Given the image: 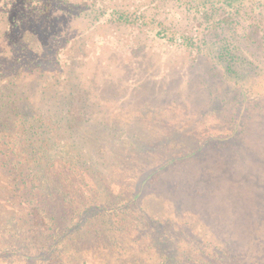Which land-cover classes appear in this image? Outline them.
I'll return each mask as SVG.
<instances>
[{
	"label": "rangeland",
	"instance_id": "obj_1",
	"mask_svg": "<svg viewBox=\"0 0 264 264\" xmlns=\"http://www.w3.org/2000/svg\"><path fill=\"white\" fill-rule=\"evenodd\" d=\"M224 44L230 70L218 56ZM55 93L70 94L65 104L85 115L77 136H60L68 145L54 168L69 163L97 204L138 193L132 212L144 229L126 216L91 241L81 236L87 223L78 241L72 234L50 252L52 242L22 251L7 232L0 251L19 253L1 255L0 264H165L167 250L186 241L191 264L201 263L197 250L222 261L237 250L245 264H264V0H0V102L42 109ZM113 132L153 143L134 163H113ZM72 141L103 162L95 188L69 161ZM10 185L0 168V212L26 218L31 204ZM30 223L21 240L38 242L44 227Z\"/></svg>",
	"mask_w": 264,
	"mask_h": 264
},
{
	"label": "trees",
	"instance_id": "obj_2",
	"mask_svg": "<svg viewBox=\"0 0 264 264\" xmlns=\"http://www.w3.org/2000/svg\"><path fill=\"white\" fill-rule=\"evenodd\" d=\"M230 55V49L224 44L220 48L218 56H220L219 58L228 59L226 61H229L227 64L228 70L231 69V61L234 60ZM1 88L5 87L2 86ZM8 99L5 102H0V168L6 171L9 176L12 193L31 205L28 207L30 209L29 213L26 212V218L21 217L20 219V214H16V216L13 211H9L6 208L5 211L0 212V219L4 221L6 226V231L3 230L0 233V238H6L7 234L3 233L8 232L12 243H21L17 248H21L22 251H25L30 244H37L41 247V245L47 246L49 242H52V244H48V252H50L52 248H56L57 243H61V247L68 244L67 239L71 240V235H77L80 227H84L87 223L89 226L88 228L86 227L84 235L81 236L88 235L91 241L105 234L104 231L100 230L102 227L109 232L110 230L120 228L122 226L120 221L124 220L126 223L129 218H131L135 227L139 229L141 226L140 228L144 229L143 224L140 225L143 218L141 219L139 214L132 212V204L135 202L138 193H134L127 200L121 198L116 203L112 202L108 204L103 202L97 204L95 202V194L90 193L93 189L85 184L84 186L89 194L87 195L84 190H80L76 185L79 179L71 178V172H78L73 170L71 165H68L69 163L62 162L58 167L54 168V155L60 156L64 151V145H68L60 136L62 134H67L66 136H71V138L77 136L79 131L77 128L78 124H80L79 117L85 115V113L80 111L75 112L74 109L65 104L70 103V94L61 95L55 93L51 97V105H44L42 109L40 107L30 108L27 104H21V106L14 105L17 100L10 97ZM77 112L79 113L77 114ZM115 135L113 132V137L108 141L110 147L114 146L115 143L119 146L118 149L114 148L117 150L116 153L113 156H109L113 163L116 159L128 158H132L129 163H134L133 161L141 157L140 153L146 155L148 145L153 143H144L136 138L126 141L115 137ZM158 142L159 140L157 139L156 143ZM71 145H73L71 147L76 152L73 154L74 152L71 151L75 159L74 161L73 159H69V161L81 165L80 174L82 176L87 175L95 188V177L99 181L103 179L104 172L103 169H100L103 164L102 160L100 162L99 160H94L95 156H93L94 153L91 149L89 151L87 149L84 151L80 150L81 148H78L73 141ZM156 145L159 146L160 144ZM83 148L85 147L83 146ZM101 151L103 152L101 156H106L104 154L106 151L104 147ZM123 151H130L131 153L126 155L129 152ZM67 156L70 158L69 155ZM88 158L91 159L88 160ZM95 166L98 169L95 170ZM147 176L151 177V174ZM117 196H123V192L118 193ZM96 215H98V218L103 216L105 219L103 220L102 217L98 219ZM126 216L129 218L127 219ZM67 219L74 222L68 224ZM20 220L24 224H16ZM29 220L31 221L30 227L33 231L44 227V230L38 233V236H40L38 242L34 235H30L29 240L25 242L21 240V236L27 231L25 223H28ZM109 221H116L118 226L114 229H109L107 226ZM13 224L18 226L17 229ZM151 226L160 229L165 224L151 223ZM36 227L38 228L35 229ZM79 238L78 236L76 241ZM30 239H33L34 242H31ZM152 239V242H157L156 244H159L161 247L165 244V240L162 244L154 235H152ZM188 239V242L191 241L190 237ZM46 241L48 242L46 243ZM74 244L78 245L75 240ZM185 246V249L179 248L178 252H176V249L167 250V253L162 256L165 264L170 261H172V264H175V262L176 264L178 262H180L178 264H191L190 245L187 241ZM39 247L38 249H40ZM163 247L165 248L166 246ZM12 248L13 250L9 249V251L1 250L0 256L11 253L17 255L19 253L17 248ZM197 253H199V255H196L197 261L201 262L199 264L203 263L202 259H204L203 264H245L243 259L240 258V254L237 253V250L228 255L227 261H222L220 258L216 259L217 257L214 259L209 258L205 251L199 252L197 250ZM31 257L36 259L32 254L25 253L26 259L29 260ZM166 259H168L167 263Z\"/></svg>",
	"mask_w": 264,
	"mask_h": 264
}]
</instances>
